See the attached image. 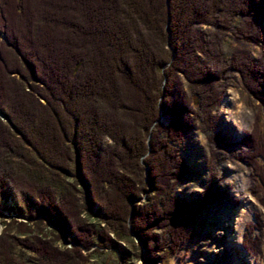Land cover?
Segmentation results:
<instances>
[{
  "label": "trees",
  "instance_id": "1",
  "mask_svg": "<svg viewBox=\"0 0 264 264\" xmlns=\"http://www.w3.org/2000/svg\"><path fill=\"white\" fill-rule=\"evenodd\" d=\"M0 33V199L32 219L4 223L0 264L16 246L35 264H85L93 245L122 252L130 233L154 264L193 237L201 211L224 194L214 182L192 197L174 192L191 173L179 148L201 131L212 166L231 145L215 110L233 72L264 119V0H0ZM230 39L242 45L227 53ZM256 118L232 152L264 207ZM144 173L147 197L136 204ZM43 221L52 227H27Z\"/></svg>",
  "mask_w": 264,
  "mask_h": 264
},
{
  "label": "rangeland",
  "instance_id": "2",
  "mask_svg": "<svg viewBox=\"0 0 264 264\" xmlns=\"http://www.w3.org/2000/svg\"><path fill=\"white\" fill-rule=\"evenodd\" d=\"M240 45L242 44L230 39L224 45V50L228 53L232 48ZM244 47L249 50L253 58H258V45L246 44ZM259 105L254 97L246 94L239 76L233 72L215 110L217 129L225 136L226 142L231 145L221 151V155L213 160L212 166H206L204 158L208 152L205 147V134L194 129L190 135L184 138L179 148V154L184 157L191 173L176 184L174 192L184 197H192L214 182L219 184L224 195L220 202L209 204L206 209L201 211L196 220L197 224L193 226L195 232L193 237L185 240L173 252H168L165 256L162 253L160 261L154 264H264V239L258 229L259 224L264 223V207L259 204L253 193L256 185L251 180L249 169L237 160L232 152L237 153L244 150V146L239 141L243 134L250 131L256 123L257 111L261 117L259 124L264 130V119L259 111ZM159 120L164 124L167 123V120L161 116ZM140 162L142 165L144 164L143 160ZM143 181L146 188L144 192L140 193L135 201L136 204L143 203L147 197L148 181L145 173ZM52 184L57 196L60 184L57 182ZM17 207L20 208L12 198L0 199V233L5 228L4 223L10 219L32 221L25 216L24 211L18 214L15 211ZM251 225L255 228H252ZM14 227L15 224H12L9 228L10 232L19 234ZM27 227L33 228L35 232L42 228L50 229L52 226L43 221L36 226L32 224ZM247 230L250 231L249 235L258 236V247L254 253L247 247L248 242L242 240L244 231ZM156 232L159 233L160 230H156ZM27 234L19 235L25 237ZM57 242L59 246L70 247L72 245L70 241L61 240V238ZM119 244V249L122 252H119L118 248H115V251L114 249L97 248L93 245L91 248H95L97 251L92 252L85 264L145 263L146 249L134 234L130 233V237L119 241ZM82 252L86 251L82 250ZM243 255L248 260L243 258ZM9 264L35 263L30 252L16 246L11 252Z\"/></svg>",
  "mask_w": 264,
  "mask_h": 264
},
{
  "label": "bare ground",
  "instance_id": "3",
  "mask_svg": "<svg viewBox=\"0 0 264 264\" xmlns=\"http://www.w3.org/2000/svg\"><path fill=\"white\" fill-rule=\"evenodd\" d=\"M243 258H246L248 260V258L245 255H243Z\"/></svg>",
  "mask_w": 264,
  "mask_h": 264
},
{
  "label": "water",
  "instance_id": "4",
  "mask_svg": "<svg viewBox=\"0 0 264 264\" xmlns=\"http://www.w3.org/2000/svg\"><path fill=\"white\" fill-rule=\"evenodd\" d=\"M1 38L3 39V35L1 34ZM1 115V114H0Z\"/></svg>",
  "mask_w": 264,
  "mask_h": 264
}]
</instances>
